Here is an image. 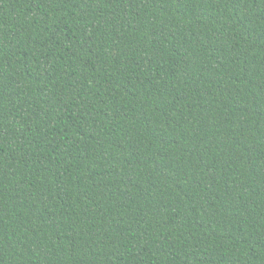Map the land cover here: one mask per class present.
<instances>
[{
	"label": "trees",
	"instance_id": "1",
	"mask_svg": "<svg viewBox=\"0 0 264 264\" xmlns=\"http://www.w3.org/2000/svg\"><path fill=\"white\" fill-rule=\"evenodd\" d=\"M0 264H264V0H0Z\"/></svg>",
	"mask_w": 264,
	"mask_h": 264
}]
</instances>
